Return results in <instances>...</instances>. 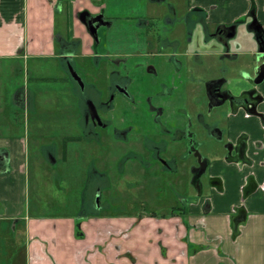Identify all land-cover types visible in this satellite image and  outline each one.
I'll list each match as a JSON object with an SVG mask.
<instances>
[{
  "label": "flooded vegetation",
  "instance_id": "af4514ba",
  "mask_svg": "<svg viewBox=\"0 0 264 264\" xmlns=\"http://www.w3.org/2000/svg\"><path fill=\"white\" fill-rule=\"evenodd\" d=\"M55 2L79 28L67 25L74 36H57L55 44L56 62L65 74L53 80L71 83L84 106L83 137L67 143L97 142L106 157L114 149L115 171L122 179H153L157 173L174 192L183 190L186 167L190 185L200 192L212 158L235 163L239 170L251 165L247 136L230 140L228 133L230 118L237 116L246 122L256 119L264 130V43L255 39L262 33L257 22L264 27L252 5L242 6L231 21L211 22L216 6L205 9L198 0ZM241 38L252 42L246 52ZM78 46L89 59L84 78L74 64ZM208 46L220 48V65L212 76L204 74L202 60ZM244 54L246 61H240ZM188 158L192 163L187 166ZM208 181L220 189L218 179ZM179 203L175 208L184 210L187 201ZM208 204L203 202L204 209ZM243 219L239 208L235 220Z\"/></svg>",
  "mask_w": 264,
  "mask_h": 264
},
{
  "label": "crops",
  "instance_id": "0c3cea01",
  "mask_svg": "<svg viewBox=\"0 0 264 264\" xmlns=\"http://www.w3.org/2000/svg\"><path fill=\"white\" fill-rule=\"evenodd\" d=\"M198 4L205 9L216 6L210 11L211 22L231 21L242 13V6L252 5L264 27V0H198ZM60 17L62 27H58ZM72 22L75 23L57 7L55 0H0V229L3 242L9 227L24 234L25 264H264V130L252 118L247 122L241 116L230 118L232 127L228 133L230 140L240 134L247 136L246 156L252 160L251 165L239 170L235 163L212 158L207 179H218L220 189L209 182L210 195L187 203L184 210L171 206L167 215L152 213L126 220L85 218L79 224L81 238L74 233L78 220L73 216L27 215L29 139L26 98L19 91L21 78L17 72L20 62L25 63L28 58L58 59L56 37L74 36L68 31ZM11 74L14 84H19L17 87H13ZM262 90L264 93V85ZM6 111L23 112V123L5 120ZM205 200L209 204L204 209ZM239 208L244 211V219L236 221ZM144 229L156 239L163 237L159 247L155 245L147 257L134 249L146 242L147 238L139 234ZM88 230L92 231L91 236Z\"/></svg>",
  "mask_w": 264,
  "mask_h": 264
},
{
  "label": "rangeland",
  "instance_id": "374dc122",
  "mask_svg": "<svg viewBox=\"0 0 264 264\" xmlns=\"http://www.w3.org/2000/svg\"><path fill=\"white\" fill-rule=\"evenodd\" d=\"M58 22V27H62L61 17ZM77 26V23L72 22L75 30H79ZM239 43L244 46L243 52L247 51L246 47L253 46L248 38L239 39ZM203 51L206 53L202 56L204 74L212 76L216 74L220 65L217 57L220 48L208 46ZM247 56L244 54L239 60L246 61ZM230 63L226 62V65L231 67ZM74 64L84 78V71L89 70V59L84 57L83 46H78ZM19 68L20 71L17 72L21 78L19 91L26 98L25 122L29 139L27 215L40 217L68 215L80 223L85 218L88 220L96 217L110 220H126L131 217L137 219L139 216L152 213L157 216L167 215L171 211V206L178 207L180 199L190 203L193 199L210 195L207 174L202 175L199 188L201 191L198 192L190 185L188 167L185 168L186 178L183 176L180 184L183 190L174 192L169 190L166 184L163 185L162 179L156 176L157 173L153 179L146 176L134 178L135 181L129 178L122 179L115 171L117 156L114 149L110 151V156L106 157L97 142H94V146H84L73 141L67 143L65 140L68 138L83 137L79 125H82L84 106L76 92L73 93L71 83L54 82L53 79H59L65 74L61 65L56 60L35 61L28 58L25 63L20 62ZM11 79L13 87H17L19 84H14L13 74ZM5 114V120L10 123L22 124L24 121L23 112L12 114L6 111ZM204 150L201 147L200 153L202 154ZM112 160L113 165H110ZM187 162V166L192 163L190 158ZM96 192L99 193L97 207ZM75 231L76 229L74 233ZM81 231L85 234L83 228ZM88 234L91 236L92 231L88 230ZM139 234L147 239L134 249L144 257L149 256L155 245L163 241V237L156 239L150 236L147 229L139 230ZM4 239H7V242L5 240L3 242L0 229V264H25L24 234L14 232L9 227Z\"/></svg>",
  "mask_w": 264,
  "mask_h": 264
},
{
  "label": "water",
  "instance_id": "95a60500",
  "mask_svg": "<svg viewBox=\"0 0 264 264\" xmlns=\"http://www.w3.org/2000/svg\"><path fill=\"white\" fill-rule=\"evenodd\" d=\"M257 24H258V26H259V29L261 30V32L262 33H260V35L258 36V37H255V39L256 40H260L259 41V43H264V30H263V28L259 25V23L257 22ZM69 68V67H68ZM69 72H70V74L72 75V76H74L75 78H77V75H76V73L74 72V70L70 67L69 68ZM264 77V76H263ZM256 117H258V118H260V117H262V115L260 114V115H258V114H256L255 115ZM199 159V161H201V158L199 157L198 158ZM224 159V158H223ZM202 162V161H201ZM199 196V195H198ZM98 197H99V193L97 192V194H96V198H95V204H96V206H98ZM80 222L78 221L77 222V224H76V237H79V238H81V232H80Z\"/></svg>",
  "mask_w": 264,
  "mask_h": 264
}]
</instances>
